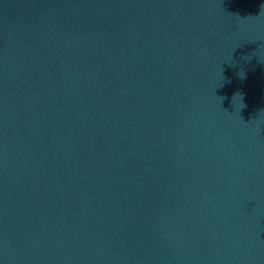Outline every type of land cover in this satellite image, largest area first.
Instances as JSON below:
<instances>
[{
  "label": "water",
  "instance_id": "1",
  "mask_svg": "<svg viewBox=\"0 0 264 264\" xmlns=\"http://www.w3.org/2000/svg\"><path fill=\"white\" fill-rule=\"evenodd\" d=\"M0 264H264V0H0Z\"/></svg>",
  "mask_w": 264,
  "mask_h": 264
}]
</instances>
